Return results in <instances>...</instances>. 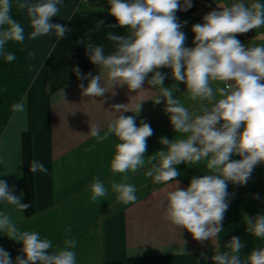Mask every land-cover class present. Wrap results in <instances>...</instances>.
I'll return each mask as SVG.
<instances>
[{
    "label": "clouds",
    "instance_id": "1",
    "mask_svg": "<svg viewBox=\"0 0 264 264\" xmlns=\"http://www.w3.org/2000/svg\"><path fill=\"white\" fill-rule=\"evenodd\" d=\"M62 3L63 0H0V57L8 63L16 60L15 54L6 48L9 42L23 44L26 39L34 41L53 35L57 41L65 38L69 28L51 22L52 17L59 15ZM107 4L108 14L116 20V24L107 27L125 28L126 35L107 33L106 39L113 45L109 54H105L103 44L87 43L86 55L98 66L99 73L85 75L76 69L78 79L88 81L86 87L83 83L78 85L82 95L89 98L103 97L107 92L115 95L114 88L124 86L140 93L147 91L143 87L147 82L151 89L159 88V94L151 100L158 105L163 99V111L173 131L182 134V138L175 136L171 140L161 137L159 143L164 147L145 159L147 139L154 130L144 121L137 126L135 116L122 113L131 111L138 115L141 102L147 99L141 97L134 110L128 104L112 105L115 114L103 135L97 124L90 125L87 132L97 142L111 136L119 141L110 168L112 173L123 176L120 182L111 183V192L116 194L117 201L135 204L137 189L127 182V174L147 165L145 176L154 183L174 182L161 201L165 220L175 229H186L198 242L210 241L214 246L210 257L213 264H264V246L242 256L245 244L240 237L232 236L223 251L219 243L229 207V182L246 185L254 168L264 164V43L245 44L237 39V34L264 28V2L232 0L226 6L218 5L220 10L208 12L202 23L192 26L193 47L185 46L187 36L181 31L184 25L176 16L178 11L191 8L192 0H107ZM13 7L26 14L31 29L27 34L21 22L13 17ZM104 24V20H98L96 30ZM35 55V51L28 52L30 58ZM161 68L171 69L172 79L177 83L165 87L168 74L159 71ZM178 83L185 85L181 94L200 102L197 109L189 111L174 96L179 91ZM12 109L24 112L25 105L14 103ZM233 156L240 159H232ZM201 162L208 174L193 175L188 187L182 189L177 179L181 172L176 166L184 163L191 167ZM17 163L22 165L23 160ZM29 171L48 170L32 159ZM14 193V187L0 180V233L22 243V255L16 256L15 264H78L74 251L77 240L66 238L63 247L54 249L50 239L18 227L30 204L21 202L23 193ZM90 193L92 202L101 201L108 196L109 188L95 177ZM255 198L259 199V195ZM244 223L247 233L264 240V214L244 216ZM71 230L68 227L65 232ZM201 259L209 257L201 253ZM0 264H13L10 253L2 248Z\"/></svg>",
    "mask_w": 264,
    "mask_h": 264
},
{
    "label": "crops",
    "instance_id": "2",
    "mask_svg": "<svg viewBox=\"0 0 264 264\" xmlns=\"http://www.w3.org/2000/svg\"><path fill=\"white\" fill-rule=\"evenodd\" d=\"M231 2L192 0L191 8L178 11V22L184 25L181 31L187 36L185 46H194L191 30L194 24L202 23L208 12L220 10L218 5L226 6ZM59 7V15L52 17L51 22L69 28L65 38L57 41L53 35L34 41L26 39L23 44L9 42L6 48L15 54L16 60L8 63L0 57V180L14 187V194L23 193L21 202L30 204L22 213L24 219L18 222V227L50 239L54 249L63 247L66 238L77 240L74 251L78 264H197L198 261L213 264L210 257L214 246L210 241L198 242L186 229H175L164 218L161 201L165 191L174 187L173 181L154 183L145 176L146 165L136 173L127 174V182L137 189L135 204L125 205L111 192V183L120 182L123 176L112 173L110 168L119 141L111 136L97 142L87 132L90 125L97 124L103 135L115 114L112 105L128 104L134 110L141 97L147 99L141 102L142 110L138 115L131 111L122 113L135 116L137 126L144 121L154 130L147 139L145 159L164 147L159 143L161 137L171 140L175 136L182 138V134L173 131L163 111V99L158 105L151 100L159 94V88L151 89L147 82L143 86L147 91L140 93L124 86L115 87V95L111 92L95 98L82 95L78 85L83 83L86 87L88 81L79 80L76 69L85 75L99 73L98 66L86 55L87 43L103 44L105 54H109L113 45L106 39L107 33L126 35V30L107 27L116 24L115 18L108 14L107 5H93L88 0H63ZM12 15L24 26L26 34L31 31L26 14L13 7ZM101 19L105 24L96 30V23ZM237 39L245 44L264 43V28L237 34ZM82 40L84 42L80 43ZM29 51H35V57L30 58ZM159 71L168 74L165 87L177 83L172 79L171 69ZM178 89L174 96L189 111L199 107V101L181 94L185 90L183 83H178ZM18 102L24 103V112L13 111L12 105ZM21 159L22 165L17 163ZM32 159L43 163L48 171L31 173ZM176 167L181 172L177 179L182 189L188 187L193 175L208 174L204 162L191 167L181 163ZM95 177L109 188V194L101 201L92 202L90 184ZM227 191L229 207L219 236L221 250L232 236H238L245 244L242 256L248 255L253 248L264 246V240L245 231L244 223V216L264 214V164L254 168L246 185L229 182ZM257 194L259 199L255 198ZM68 227L72 229L70 233L65 232ZM0 248L10 253L13 264L16 256L22 255V243L3 233H0ZM201 253L209 259L202 260Z\"/></svg>",
    "mask_w": 264,
    "mask_h": 264
},
{
    "label": "trees",
    "instance_id": "3",
    "mask_svg": "<svg viewBox=\"0 0 264 264\" xmlns=\"http://www.w3.org/2000/svg\"><path fill=\"white\" fill-rule=\"evenodd\" d=\"M93 5L108 6L107 0H88Z\"/></svg>",
    "mask_w": 264,
    "mask_h": 264
}]
</instances>
